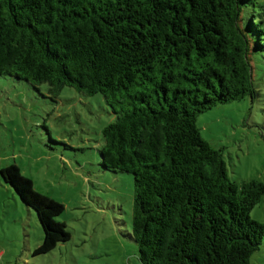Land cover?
Segmentation results:
<instances>
[{
  "label": "trees",
  "instance_id": "16d2710c",
  "mask_svg": "<svg viewBox=\"0 0 264 264\" xmlns=\"http://www.w3.org/2000/svg\"><path fill=\"white\" fill-rule=\"evenodd\" d=\"M264 0H0V76L51 95L101 94L113 121L100 166L133 178L127 237L141 264H249L264 238L258 181L228 176L196 117L259 95ZM0 175L32 209L45 254L70 238L63 205L16 166Z\"/></svg>",
  "mask_w": 264,
  "mask_h": 264
},
{
  "label": "rangeland",
  "instance_id": "374dc122",
  "mask_svg": "<svg viewBox=\"0 0 264 264\" xmlns=\"http://www.w3.org/2000/svg\"><path fill=\"white\" fill-rule=\"evenodd\" d=\"M261 63V62H260ZM259 95L217 105L196 117L202 140L221 150L231 180L264 184V64L254 71ZM113 121L101 94L47 85L35 90L0 76V170L16 166L34 192L63 205L54 221L70 238L35 254L44 234L0 175V264H141L131 230L133 178L100 166L102 129ZM264 224V195L250 212ZM249 264H264V238Z\"/></svg>",
  "mask_w": 264,
  "mask_h": 264
}]
</instances>
